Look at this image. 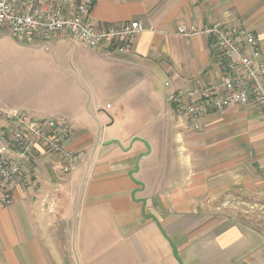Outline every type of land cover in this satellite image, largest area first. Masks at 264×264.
I'll list each match as a JSON object with an SVG mask.
<instances>
[{
	"label": "crops",
	"instance_id": "crops-1",
	"mask_svg": "<svg viewBox=\"0 0 264 264\" xmlns=\"http://www.w3.org/2000/svg\"><path fill=\"white\" fill-rule=\"evenodd\" d=\"M91 19L141 23L132 55L69 38L50 52L13 45L30 71L0 107L64 119L80 158L67 173L39 150V179L12 183L10 206L0 202V264H179L163 233L182 264H264V113L235 106L195 128L167 103L222 79L213 40L178 28L237 23L264 54V0H95Z\"/></svg>",
	"mask_w": 264,
	"mask_h": 264
},
{
	"label": "built area",
	"instance_id": "built-area-1",
	"mask_svg": "<svg viewBox=\"0 0 264 264\" xmlns=\"http://www.w3.org/2000/svg\"><path fill=\"white\" fill-rule=\"evenodd\" d=\"M95 0H0V31L19 43L52 51L51 44L69 38L90 50L130 56L134 38L144 31L139 22L98 28L91 19ZM178 35H203L216 46L222 79L218 84L193 88L186 93L172 91L167 103L179 115L194 121L221 114L235 106L255 107L264 113V54L256 36L245 26L213 23L202 28L179 27ZM171 88V83H166ZM0 202L10 206V186L39 179L31 165L39 150L57 155L65 172L71 173L80 155L66 143L72 134L64 119H36L28 113H13L0 107ZM189 129L188 125H184ZM33 172H30V169Z\"/></svg>",
	"mask_w": 264,
	"mask_h": 264
},
{
	"label": "rangeland",
	"instance_id": "rangeland-1",
	"mask_svg": "<svg viewBox=\"0 0 264 264\" xmlns=\"http://www.w3.org/2000/svg\"><path fill=\"white\" fill-rule=\"evenodd\" d=\"M0 37V99L2 101L7 99L9 102V100H12V95L16 94L21 89V84L17 75L26 70L30 71L27 63L30 59L29 55L28 57L25 54L23 56V54L13 46L23 43H19L6 35ZM39 53L40 55H37V57H44L45 51H39ZM240 208L243 207H236V209ZM246 210L249 211V209ZM240 211L242 213V209H240Z\"/></svg>",
	"mask_w": 264,
	"mask_h": 264
},
{
	"label": "water",
	"instance_id": "water-1",
	"mask_svg": "<svg viewBox=\"0 0 264 264\" xmlns=\"http://www.w3.org/2000/svg\"><path fill=\"white\" fill-rule=\"evenodd\" d=\"M135 141L142 142V143L146 146V148L148 149V151L150 152V146L148 145V143H147L146 141H144V140H142V139H139V138L134 139V142H135ZM145 156H146V154L140 155L139 160H140L142 157H145ZM138 169H139V165L136 166V171H134L133 173H130V176L133 177V174H134L135 172H137ZM137 183H138V184H142V183H140V182H137ZM162 233H163V232H162ZM163 235H164V237L167 239V241L169 242V244H170V246H171V248H172L173 255H174L175 259L178 261L179 264H182V263H181V260H180V258H179V256H178V251H177V249H176V246L172 243V241H171L169 238H167V237L165 236L164 233H163Z\"/></svg>",
	"mask_w": 264,
	"mask_h": 264
}]
</instances>
